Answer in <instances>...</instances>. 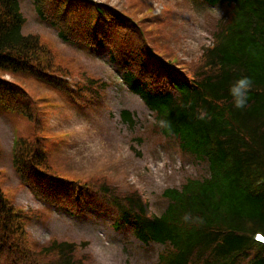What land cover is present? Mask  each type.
Instances as JSON below:
<instances>
[{
    "label": "trees",
    "instance_id": "trees-1",
    "mask_svg": "<svg viewBox=\"0 0 264 264\" xmlns=\"http://www.w3.org/2000/svg\"><path fill=\"white\" fill-rule=\"evenodd\" d=\"M204 1L227 6L231 21L186 65L146 37L156 29L144 24L159 19H138L136 5L132 15L92 0H33L62 41L108 50L129 90L164 122L163 134L207 162L208 178L164 192L169 203L160 217H147L137 192H119L106 178L71 180L51 165L46 106L2 76L33 79L80 107L99 104L103 85L86 76L71 80L39 35L21 33L20 0H0V110L27 124L29 135L16 139L12 161L38 201L77 217L88 210L109 215L143 244L164 246L159 264H264V247L253 241L255 231L264 232V0ZM242 77L251 88L246 105L236 108L229 88ZM123 117L131 121L129 113ZM33 218L0 183V264H86L76 244L35 247L27 230Z\"/></svg>",
    "mask_w": 264,
    "mask_h": 264
},
{
    "label": "rangeland",
    "instance_id": "rangeland-1",
    "mask_svg": "<svg viewBox=\"0 0 264 264\" xmlns=\"http://www.w3.org/2000/svg\"><path fill=\"white\" fill-rule=\"evenodd\" d=\"M98 1L129 10L124 0ZM134 1L141 6H137L139 17L147 9L142 3H159L170 11L163 23L149 24L156 32L147 37L192 63L213 41L226 11L202 0ZM21 9L26 18L24 34H38L57 53L59 61L71 69L73 78L93 77L105 85L98 105L79 108L45 86L22 80L34 98L48 99L53 107L47 113V145L54 149L52 161L59 172L82 180L106 178L119 192H138L149 216H159L165 210L166 189L179 188L188 179L208 175L205 163L182 154L175 140L160 133L154 115L122 84L106 53L64 43L54 28L39 19L32 0H21ZM123 110L131 113V124L122 119ZM22 127L20 119L0 111V182L7 196L15 198L17 205L35 217L28 226L34 246L47 245L52 239L76 243L86 264H157L162 247L141 246L129 233L115 231L108 219L68 216L36 201L20 185L11 149L15 135L24 133Z\"/></svg>",
    "mask_w": 264,
    "mask_h": 264
},
{
    "label": "clouds",
    "instance_id": "clouds-1",
    "mask_svg": "<svg viewBox=\"0 0 264 264\" xmlns=\"http://www.w3.org/2000/svg\"><path fill=\"white\" fill-rule=\"evenodd\" d=\"M250 88L251 80L248 77H242L230 86L229 93L236 108H243L246 105Z\"/></svg>",
    "mask_w": 264,
    "mask_h": 264
},
{
    "label": "snow or ice",
    "instance_id": "snow-or-ice-1",
    "mask_svg": "<svg viewBox=\"0 0 264 264\" xmlns=\"http://www.w3.org/2000/svg\"><path fill=\"white\" fill-rule=\"evenodd\" d=\"M258 239L261 241L262 244H264V236L258 237Z\"/></svg>",
    "mask_w": 264,
    "mask_h": 264
},
{
    "label": "bare ground",
    "instance_id": "bare-ground-1",
    "mask_svg": "<svg viewBox=\"0 0 264 264\" xmlns=\"http://www.w3.org/2000/svg\"><path fill=\"white\" fill-rule=\"evenodd\" d=\"M196 257V256H195ZM199 259H201V258H199ZM194 260V259H193Z\"/></svg>",
    "mask_w": 264,
    "mask_h": 264
}]
</instances>
